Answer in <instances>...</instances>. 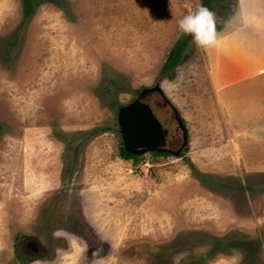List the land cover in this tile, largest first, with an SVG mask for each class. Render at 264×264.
I'll return each instance as SVG.
<instances>
[{
  "label": "rangeland",
  "instance_id": "374dc122",
  "mask_svg": "<svg viewBox=\"0 0 264 264\" xmlns=\"http://www.w3.org/2000/svg\"><path fill=\"white\" fill-rule=\"evenodd\" d=\"M38 1L23 21V0H0V264H264V121L224 115L205 51L178 31L202 0ZM239 2L213 0L220 34ZM182 38L184 59L163 78ZM158 85L144 102L181 142L178 111L187 145L126 160L119 109ZM238 129L257 141L252 165ZM210 144L231 164L203 177L186 157ZM23 233L49 253L18 262Z\"/></svg>",
  "mask_w": 264,
  "mask_h": 264
},
{
  "label": "crops",
  "instance_id": "0c3cea01",
  "mask_svg": "<svg viewBox=\"0 0 264 264\" xmlns=\"http://www.w3.org/2000/svg\"><path fill=\"white\" fill-rule=\"evenodd\" d=\"M221 36L223 42L219 48L204 50L208 59L207 76L213 97L218 105H222L225 116H232L236 123L256 126L258 122L264 121V1L249 0L244 3L240 0L238 23L232 25L228 32L221 33ZM237 132L241 135L239 129ZM240 135H237L240 137L239 142L234 144L239 151L242 149V153L246 152L252 159L249 161L252 165V161L257 160L252 157L256 155V149L251 148L256 140L245 134ZM223 148L224 145H206L202 156L192 154L193 161L201 164L198 167L200 170H224L225 158L231 163L230 158L221 154L226 152ZM218 160L223 161L217 162Z\"/></svg>",
  "mask_w": 264,
  "mask_h": 264
},
{
  "label": "water",
  "instance_id": "95a60500",
  "mask_svg": "<svg viewBox=\"0 0 264 264\" xmlns=\"http://www.w3.org/2000/svg\"><path fill=\"white\" fill-rule=\"evenodd\" d=\"M153 91L162 92L159 85L146 88L139 94L137 99L119 109L118 125L122 135L123 147L128 153L134 154L157 151L169 152L178 156L185 144L178 151L164 147V137L168 130L154 114L151 106L144 102V97ZM174 111L176 118L181 122L178 111ZM35 239L37 240V238ZM35 239L33 240L36 241ZM21 247L18 248L21 249Z\"/></svg>",
  "mask_w": 264,
  "mask_h": 264
},
{
  "label": "clouds",
  "instance_id": "9594fccd",
  "mask_svg": "<svg viewBox=\"0 0 264 264\" xmlns=\"http://www.w3.org/2000/svg\"><path fill=\"white\" fill-rule=\"evenodd\" d=\"M178 31L190 36L192 43L199 49L208 50L219 48L223 37L217 31V21L214 13L208 8L200 6L177 21ZM63 229H56L52 235L60 236ZM99 264H104L103 258Z\"/></svg>",
  "mask_w": 264,
  "mask_h": 264
},
{
  "label": "trees",
  "instance_id": "16d2710c",
  "mask_svg": "<svg viewBox=\"0 0 264 264\" xmlns=\"http://www.w3.org/2000/svg\"><path fill=\"white\" fill-rule=\"evenodd\" d=\"M53 2L55 4L60 3L58 0H46ZM40 2L38 0H23V21H28L32 18L36 11V7L39 6ZM202 6L208 8L210 11H214V5L213 0H202ZM188 38H182L180 39L176 45L170 50L169 54L167 55V58L162 65L161 68V76L163 78H168L170 80L174 79L175 77V69L181 64V62L184 59V51L187 47ZM181 124L185 128V121L182 117H180ZM1 129V127H0ZM107 130V127H101L94 131H92L91 135L95 136L99 134L100 132H103ZM121 157L124 159H133L134 162H138L139 157L142 154H134V153H128L123 146H121L120 149ZM153 153L157 155H170L166 152H157L154 151ZM186 162L191 164V160L189 157H186ZM224 241V240H223ZM225 243V242H224Z\"/></svg>",
  "mask_w": 264,
  "mask_h": 264
},
{
  "label": "flooded vegetation",
  "instance_id": "af4514ba",
  "mask_svg": "<svg viewBox=\"0 0 264 264\" xmlns=\"http://www.w3.org/2000/svg\"><path fill=\"white\" fill-rule=\"evenodd\" d=\"M153 92H158V91H153ZM151 108L153 109V107H151ZM175 118H176V116H175ZM180 128L183 129V139H182L181 142H178L176 140V135H170L169 129L166 128L168 131L166 132L165 137H164V147H166L167 149H171L173 151H178L185 144V146H183L182 152L184 151V149H185V147L187 145V136H186L185 129L182 126L181 122H179V127L177 128V130H179ZM172 143L173 144L175 143V145H176L175 147H178V150H174V149H172L170 147L169 144H172ZM166 153L171 154L169 152H166ZM179 156H181V154L178 155V157ZM191 162H192V160H191ZM189 165L192 168H193V166H195L194 162H192ZM195 170L201 176L207 177V174H205L198 167H196ZM245 189L247 190V187H245ZM35 238L36 237L34 235H27L26 233H23V235L19 236L16 239V242L14 244V251H15V255H16V260L18 262L24 263V262H27V261H35V260L41 259L42 257H44L45 255H47L49 253V251L51 249V246L50 245H44V243H41V242L39 243V241L37 242V240ZM33 239H35L36 241H34ZM19 246H22L21 249L18 248Z\"/></svg>",
  "mask_w": 264,
  "mask_h": 264
}]
</instances>
